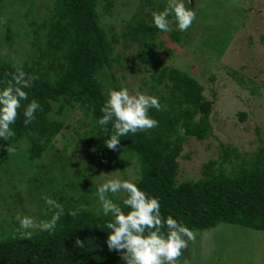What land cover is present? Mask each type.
Instances as JSON below:
<instances>
[{"label": "trees", "instance_id": "16d2710c", "mask_svg": "<svg viewBox=\"0 0 264 264\" xmlns=\"http://www.w3.org/2000/svg\"><path fill=\"white\" fill-rule=\"evenodd\" d=\"M45 1H11L12 6L21 4L28 9L24 17L18 13L15 18L25 35L22 42L25 45L18 48L25 54L23 70L38 77L31 88L25 89L28 99L22 103L36 99L41 109L27 127L23 124L22 109L18 110L13 125L15 136L0 140V148L7 152L8 144H12L31 163L32 175L26 174L25 183L12 181L15 184L12 188L28 192L29 198L39 197V221L50 220L59 211L45 204L44 197L57 201L63 212L51 234L35 230L31 237H25L17 221L9 225L0 222V264H124L119 253L108 250L106 231L109 230L104 225L111 217L102 214L97 185L90 183L84 172L86 168L66 175L73 165L71 156L65 152L64 159L55 153L50 165L42 162L64 129L72 131L68 140L75 145L72 154L84 143L93 150L83 151L87 162L100 164L106 172L115 167L126 179L134 176L138 186L160 199L165 215H173L194 233L219 225L264 232V148L250 155L240 153L233 146L221 145L216 158L210 157L202 165L200 178L179 181V159L187 141L213 137L211 116L215 102L207 99L203 86L188 73L161 66V54L155 51V45L159 43L169 58L174 51L160 41L164 33L151 23V14L166 5L145 0L150 11L123 21L122 28L117 30L116 26L106 29L105 25V18L113 16L114 0ZM8 2L0 0V15ZM42 9L45 12L39 13ZM11 22L10 19L7 23L8 32ZM196 26L197 20L186 32H179L174 26L168 32L169 38L181 46L190 44ZM222 37L223 45H213L204 33L202 44L207 52L216 53L219 58L225 56L233 37L228 40ZM5 39L11 42L13 37L7 33ZM261 42L264 44V36ZM132 49L138 50L139 63L149 74L142 79L139 91L158 96L163 107L159 112L150 110V115L159 121L158 127L121 137L117 149L112 150L104 143L112 134L111 123L104 127L98 124V119L108 90L129 88L123 82L127 80L124 71L129 69L126 53ZM225 69L233 77H239L236 80L239 85L251 84L252 92L258 91L252 80L238 76L235 70L230 73L228 67ZM15 71L13 64L0 59V87L9 82L10 74ZM75 111L80 113L78 126L65 125L61 117ZM247 117L239 113L241 122ZM5 157L6 162L9 157ZM5 184L6 178L0 173L3 196L0 209L5 206L9 192ZM17 195L20 202L22 195ZM111 198L122 205L123 196ZM71 211L77 215H69ZM77 238L83 241V247L75 245Z\"/></svg>", "mask_w": 264, "mask_h": 264}, {"label": "rangeland", "instance_id": "374dc122", "mask_svg": "<svg viewBox=\"0 0 264 264\" xmlns=\"http://www.w3.org/2000/svg\"><path fill=\"white\" fill-rule=\"evenodd\" d=\"M11 1L9 0L7 8L0 15V59L13 65L19 62L21 65L25 54L18 47L20 44L25 45L22 43L25 35L15 18L18 13H22L24 17L28 9L21 4L12 6ZM114 1L112 18H105L106 29L116 26L119 30L123 21H128L141 12L150 11L145 5V0ZM153 1L163 2L165 5L167 3V0ZM185 3L188 7H195L197 12V26L190 38L193 42L181 46L171 41L168 33H164L160 41H164L166 48L174 51L173 55L171 58L165 56L164 49L159 48V43L154 49L161 54V66H171L188 73L203 86L204 95L215 104L211 116L213 137L205 141L192 138L187 141L179 159V181L200 178L202 165L210 157L216 158L221 145L233 146L240 153L250 155L264 148V44L261 42L264 36V0H185ZM44 12L45 9H42L39 13ZM10 19L12 22L8 32L7 23ZM201 26L205 28L204 31ZM172 28L174 29V25ZM7 33L13 37L11 42L5 39ZM204 33L205 38H209L213 45L224 44L222 35L227 40L233 37L225 56L219 58L216 53L207 52L202 44ZM249 39L252 40L251 43ZM126 55V65L129 69L124 71L127 80L123 85L129 86L130 91L139 90L142 88V79L148 78L149 74L139 63L138 50H128ZM226 67L230 68V73L235 70L238 76L247 81L252 80L258 91L253 93L251 84L246 87L239 85L236 81L239 77L228 74ZM239 113L247 114L245 122L240 121ZM79 114V111L73 114L65 113L61 119L65 125L78 126ZM71 133V130H63L54 147L44 154L43 163L50 165L55 160V153L61 155L60 159H64L67 153L71 156L73 166L66 175H74L76 169L85 167L84 172L94 186L103 182L104 174L126 179L115 167L111 172H106L100 164L91 165L87 162V154L83 151L86 148L88 153L93 150L84 143L72 154L75 145L68 141ZM22 153L4 152L0 148V173L6 178L4 186L9 191L4 201L5 206L0 209V222L8 225L16 221L15 216L18 213L33 216L39 221V197L29 198L28 192L12 188L15 186L13 182L21 184L28 178L26 174L32 175L31 163L21 155ZM188 154L190 157L186 158ZM5 156L9 157L6 162ZM129 178L134 181L135 177ZM17 193L22 195L20 202ZM2 197L0 194L1 199ZM195 233L196 239L189 242L188 248L179 258V264H264V232L219 225L217 228Z\"/></svg>", "mask_w": 264, "mask_h": 264}, {"label": "clouds", "instance_id": "9594fccd", "mask_svg": "<svg viewBox=\"0 0 264 264\" xmlns=\"http://www.w3.org/2000/svg\"><path fill=\"white\" fill-rule=\"evenodd\" d=\"M196 20L195 7L186 6L185 0H167L163 10L151 14V23L163 33L172 31V25L175 30L186 32ZM14 67L16 71L10 74L9 82L0 87V140H10L15 136L13 125L17 121L18 110L22 109L23 124L27 127L41 109L36 99L22 103L28 99L25 89L31 88L38 77L26 73L19 62ZM162 107L156 95L130 91L126 87L109 89L101 109L102 116L98 119L99 125L107 127L111 123L112 126V134L104 140L107 148L116 150L121 137L158 127L159 121L150 115V110L159 112ZM15 151L16 148L8 144L7 152ZM110 194L123 196L122 205L115 202ZM96 196L102 214L111 217L104 225L109 230L106 231L108 250L119 253L124 264H179L189 242L196 239L191 228L173 215L162 212L158 197L130 179L104 174L103 182L96 186ZM44 202L59 210L50 220L38 221L33 216L19 213L15 216L25 237H31L35 230L50 234L55 230L63 212L62 205L50 197H44ZM69 215L75 217L77 212L71 211ZM75 245L83 247V241L77 238Z\"/></svg>", "mask_w": 264, "mask_h": 264}]
</instances>
